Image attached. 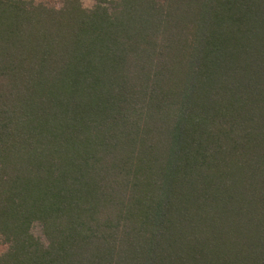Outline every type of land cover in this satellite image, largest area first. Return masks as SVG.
<instances>
[{"label":"trees","instance_id":"trees-1","mask_svg":"<svg viewBox=\"0 0 264 264\" xmlns=\"http://www.w3.org/2000/svg\"><path fill=\"white\" fill-rule=\"evenodd\" d=\"M0 264H264V0H0Z\"/></svg>","mask_w":264,"mask_h":264}]
</instances>
